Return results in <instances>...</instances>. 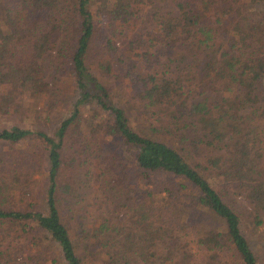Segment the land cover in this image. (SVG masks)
Here are the masks:
<instances>
[{
    "label": "trees",
    "instance_id": "1",
    "mask_svg": "<svg viewBox=\"0 0 264 264\" xmlns=\"http://www.w3.org/2000/svg\"><path fill=\"white\" fill-rule=\"evenodd\" d=\"M169 1L173 14L153 11L151 29L117 48L116 36L137 27L145 0H0L4 119L27 115V99L35 104L45 93L39 60L56 49L62 32L70 35L66 48L55 51V68L77 92L50 133L16 123L0 127L7 146L0 152V264L14 262L20 240L46 251L51 264H128L126 251L160 264H264L262 232L253 249L241 229L264 225V0ZM92 42L100 48L102 76L119 78L112 72L120 59L110 52L119 49L128 60L123 76L141 116L131 119L132 106L120 104L121 95L88 70ZM215 95L220 99L211 101ZM149 116L165 118L159 127L149 121V129L176 139L184 152L139 127ZM70 139L69 149L83 152L134 206V242L121 250L105 247L81 221L74 243L62 221L73 195L75 158L62 154ZM26 142L44 152L45 186L38 207L17 209L12 193L20 190L24 200L32 191L17 187L31 170L19 145ZM205 151L201 160L190 154ZM235 197L247 206L243 220L231 206ZM89 237L92 243L82 241Z\"/></svg>",
    "mask_w": 264,
    "mask_h": 264
},
{
    "label": "rangeland",
    "instance_id": "2",
    "mask_svg": "<svg viewBox=\"0 0 264 264\" xmlns=\"http://www.w3.org/2000/svg\"><path fill=\"white\" fill-rule=\"evenodd\" d=\"M256 9H259V7H256ZM155 10L159 13L173 14V7L169 0H145V2L140 6L137 27L133 30H125L124 32L127 33L125 36H116L114 43L115 46L117 48L122 47L125 40L133 34H136L137 31L140 33L149 31L152 26L150 14ZM249 16L253 17L254 13L253 15L249 14ZM69 35L70 33L68 31L66 33H61L56 49L60 46L66 48L65 43ZM92 44L93 48L90 52H88L86 57L88 70L94 76L98 77L100 81H104L105 84L111 88L113 93L121 95L122 98L120 104L124 105L127 101L128 105L132 106L131 109H127L128 115L129 113H132V115H130L131 119L134 118V114L141 116L142 106L136 104L131 88L126 85L127 83H125L127 82V79L123 76L126 65L128 66V60L126 61L124 59V54H120L119 49H116L115 52H110L108 54L110 58L115 59V57L118 56L120 59V62L113 66L114 71L112 73L115 75L117 73L120 79L121 76L125 77L122 79V83L119 78H115L112 75L102 76L97 65L100 58V48L93 42ZM56 49L44 54L39 60L44 81L47 83L45 93L39 100L36 101L35 104L31 103V98L27 99L28 103L32 106L28 107L26 112L27 115L25 116L18 113L5 120L0 111V127L5 124L16 123L22 124L30 129L38 128L50 133L57 120L69 112L73 104L72 101L77 92H75L72 87V80L68 78H66L67 81L63 80L61 75L56 71ZM161 59L163 60L164 58L161 57ZM118 67H121L119 72L117 70ZM215 99H220V96H210L211 101ZM125 107H127V105H125ZM149 121L153 126L159 127V125L164 124L165 118L163 116L159 120H157L155 116H149L148 120L141 118L138 125L149 136H154L156 139L165 141L181 152H184L181 150V144L178 143L176 139L169 137L166 133H160V130L157 132L151 131L148 127ZM136 127L138 126L134 124L133 128ZM184 132L190 133L189 130H185ZM70 143H72L71 139L67 141L65 145L66 148L64 147L65 150L62 154L64 159H69L70 156H74L75 158L70 179L73 195H71V197L69 196L71 202L65 207L66 212L64 209H61L60 211L62 221L69 226V234L74 243L78 241L76 240V225L81 221L84 223L86 228L89 229L90 233L96 234L98 239L101 241L103 240L102 244L105 245V247L111 246L110 249L119 248L121 250V246L125 241L128 242V239H133L134 242L135 234L131 233L132 229L130 226L132 224L130 220V213L132 211V207L134 206H130L131 201H126L122 193L117 192L116 188H114L110 183H107V180L104 176H102V173L99 172L96 167L91 165V160L89 162L85 160L86 156L83 152H75L74 148L70 150L68 146ZM19 145L28 153L27 163L30 165L31 170L23 172V175L19 177L20 182L17 184V187H25L28 184L31 186L32 191L25 196L24 200H21L20 190H15L12 193V201L15 203L14 207L17 209H22L27 203H31L33 207H38L41 204L40 201L43 194V187L45 186V155L40 147H34L29 145L27 142ZM6 147L7 146L4 143L0 142V152L5 151ZM29 149L32 150L35 155L32 156V152H30ZM190 154L193 158L201 160L203 155H207L209 152H191ZM34 179L38 180V184L35 186L32 185L34 184L32 182ZM231 204L236 213L242 217L243 220L245 215L244 210L247 208L243 199L235 197L234 203ZM102 226H104V228H102ZM241 229L248 242L251 244V247L253 249L259 247L258 241L260 240V237L257 236L256 233L262 232L261 238H263L264 225L259 226L256 231L247 225L241 226ZM128 232L131 233L132 236L125 237ZM140 232L141 231H138V233ZM107 238H109L108 241H106ZM92 240L94 241V238L89 237V239L82 241L88 244L92 243ZM143 244L146 248L150 245L148 242H144ZM43 246L45 247V243ZM95 248H100V246L96 245ZM80 253L82 252H79V254ZM125 253V260L128 264H160V259H157L154 262H148L146 260H142V258H140L136 253H129L127 251ZM13 254L14 262L12 264H51L50 261L47 260L50 258L46 251H42L34 246H31V244L26 242V240H20L15 243Z\"/></svg>",
    "mask_w": 264,
    "mask_h": 264
}]
</instances>
